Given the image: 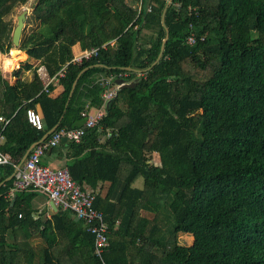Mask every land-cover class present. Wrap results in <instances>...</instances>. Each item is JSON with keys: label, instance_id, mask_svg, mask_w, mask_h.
<instances>
[{"label": "trees", "instance_id": "16d2710c", "mask_svg": "<svg viewBox=\"0 0 264 264\" xmlns=\"http://www.w3.org/2000/svg\"><path fill=\"white\" fill-rule=\"evenodd\" d=\"M30 1L0 0V55L25 51L51 77L67 68L53 97L37 73L21 79L30 63L13 84L0 66V117L10 121L0 152L11 158L0 184L33 144L84 127L82 113L103 108L80 142L61 140L46 154L61 155L74 181L96 193L110 245L103 262L71 213L36 217L27 191L8 199L15 176L0 187V264H264V0H173L158 62L168 0H142L141 13L140 0H33L30 32L16 47L13 16ZM77 48L100 50L73 62ZM98 64L66 108L78 74ZM125 73L136 85L105 102L99 81L117 84ZM29 109L44 130L29 124Z\"/></svg>", "mask_w": 264, "mask_h": 264}, {"label": "built area", "instance_id": "2783aa9c", "mask_svg": "<svg viewBox=\"0 0 264 264\" xmlns=\"http://www.w3.org/2000/svg\"><path fill=\"white\" fill-rule=\"evenodd\" d=\"M142 9L143 1L140 0L137 4V10L141 13ZM148 10L150 11L151 7ZM188 43L190 45L196 43L194 34L188 37ZM99 50V48H95L83 51L74 58L73 62H81L97 56ZM66 68L67 65L53 77L49 76L45 67L38 69V76L46 81L44 84L45 92L50 93L49 87L52 82H60V79L65 76ZM127 76V73L120 74L118 79L123 80L125 83H130L123 79ZM114 80L115 78H108L99 81L102 86L107 88L103 94L105 102L115 98L121 89V85L115 84ZM96 110L97 113H92L88 110L82 113V116L86 119L84 127L69 131L61 130L54 133L48 142L39 143L30 152L25 162L21 164L16 174L14 187L8 192L6 197L13 200L18 192L28 191L31 188L44 193L57 208L71 213L78 221L84 224L86 231L94 236L95 256L104 262V255L110 245V230L105 221L104 213L95 208L96 193L77 184L67 167L52 168L42 163V158L46 155L47 150L58 146L64 137L76 143L80 142L85 135V130L95 127L105 114L103 108ZM27 120L36 130H44L42 115L35 109L27 111ZM9 122L8 119L0 117V145L4 141L3 132ZM7 164H11L10 156L0 152V165Z\"/></svg>", "mask_w": 264, "mask_h": 264}, {"label": "crops", "instance_id": "0c3cea01", "mask_svg": "<svg viewBox=\"0 0 264 264\" xmlns=\"http://www.w3.org/2000/svg\"><path fill=\"white\" fill-rule=\"evenodd\" d=\"M78 53H76L75 57L80 55L79 49H76ZM25 63H30L33 65L32 69L24 70L21 74V79L27 82H30L33 79L34 73H38V69L44 67L39 60H30L29 56L25 51H21L18 49H13L11 52L5 56L0 55V66L4 73V76L9 79L10 83L13 84L15 82V77L13 73L21 68V66ZM43 84H45V80L41 79ZM51 86L54 87L53 91H50V96H58L62 92V86L58 82H52ZM93 113V111H91ZM42 163L44 165L50 166L52 168H61L66 167V160L63 159L61 155H52L46 154L42 158ZM108 188V184L99 183L97 193L105 194ZM33 197V194H36L34 198H31V204L33 208L36 210L35 216L39 217H47L51 218L52 214L56 212V210L50 205L51 200L47 195L41 193L36 190L27 191V195Z\"/></svg>", "mask_w": 264, "mask_h": 264}, {"label": "water", "instance_id": "95a60500", "mask_svg": "<svg viewBox=\"0 0 264 264\" xmlns=\"http://www.w3.org/2000/svg\"><path fill=\"white\" fill-rule=\"evenodd\" d=\"M172 1H173V0H168V2H167V4H166V7H165V9H164L163 15H162V22H163V25H164L165 28H166V38H165V40H164V42H163V44H162L161 52H160V55H159V57H158L157 62L161 59V57H162V55H163V52H164V49H165V46H166V44H167V42H168V40H169V37H170L169 29H168V28L166 27V25H165V16H166L167 10H168L170 4L172 3ZM29 14H30L29 11H24V12H22V13L18 16V19H17V26H16V29H15V31H14V35H13V43H14V45H15L16 47H18V46L20 45V42H21V39H22V35H23V30H24V28H25V22H26V20H27V16H28ZM157 62H156V63H157ZM92 67H103V65L98 64V65H94V66L87 67V68L83 69V70L78 74V76L76 77V79H75V81H74V83H73V85H72L71 91H70V93H69V96H68V99H67V102H66V106H65L66 108H67V107L69 106V104H70V101H71V99H72V97H73L74 91H75V89H76V87H77V84H78V82H79L80 77L83 75V73H85L88 69H90V68H92ZM126 70H127V71H131L132 69H131V68H127ZM116 83H117L118 85H121V89L132 88V87H134V86L136 85V82L125 83L123 80H117ZM63 118H64V115L61 117L60 122L62 121ZM0 126H1V125H0ZM58 126H59V124H58L55 128H53L49 133H47L46 136H45V138L48 137L50 134H52V133L58 128ZM62 141H63V142H66V141H68V140H67L66 137H64V138L62 139ZM42 142H43V141H41V142H39V143H42ZM39 143L33 144V145L29 148V150L27 151V153H26L25 156L23 157L21 163H20L19 165L16 166L14 173H13L9 178H7L4 182H2V183L0 184V187H1L2 185H4L7 181L12 180V179L16 176V174L18 173V170H19L21 164H22L23 162H25V160H26L27 157L29 156L30 152H31V151H32V150H33V149H34ZM50 205H51L56 211L58 210V208L55 206V204H54L52 201H51ZM75 220L78 221L77 218H76Z\"/></svg>", "mask_w": 264, "mask_h": 264}, {"label": "rangeland", "instance_id": "374dc122", "mask_svg": "<svg viewBox=\"0 0 264 264\" xmlns=\"http://www.w3.org/2000/svg\"><path fill=\"white\" fill-rule=\"evenodd\" d=\"M33 4H34V1L31 0L27 5L22 6V7H20V8L17 9L16 13L13 16V20L15 21L16 24H17L18 16L22 12H24V11L32 12V10H33L32 9ZM30 28H31V26H28L27 22H25V28H24V30L27 31V32H30L29 31ZM92 111H93V113H97V110L96 109H93ZM158 159H159L158 157H155L154 160L156 162H158ZM135 187H137V188H143L144 187V180H143V178H140V179L137 180V182L135 183ZM180 239H181L182 244H185V245H191L193 243V241H194V238L192 236H190V235H181L180 236Z\"/></svg>", "mask_w": 264, "mask_h": 264}]
</instances>
